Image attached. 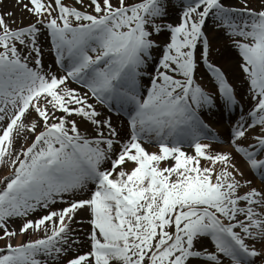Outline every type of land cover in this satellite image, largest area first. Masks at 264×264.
<instances>
[{
	"label": "snow or ice",
	"instance_id": "snow-or-ice-1",
	"mask_svg": "<svg viewBox=\"0 0 264 264\" xmlns=\"http://www.w3.org/2000/svg\"><path fill=\"white\" fill-rule=\"evenodd\" d=\"M15 4L34 19L0 13V264H264V0Z\"/></svg>",
	"mask_w": 264,
	"mask_h": 264
},
{
	"label": "bare ground",
	"instance_id": "bare-ground-1",
	"mask_svg": "<svg viewBox=\"0 0 264 264\" xmlns=\"http://www.w3.org/2000/svg\"><path fill=\"white\" fill-rule=\"evenodd\" d=\"M228 2L233 3V4H237V0H228ZM7 11H12L14 13V15L10 19L11 20H15L17 23L12 25L13 27H16L18 24L21 23V21L24 24H28V23H30L32 21L31 20L32 17H30L27 12L21 11L19 8H17V6L15 4V0H3V2L0 3V13H6ZM40 43H41V45L43 47V50H44L43 65H44L45 69H47L49 66H51L52 67V71L58 72L59 71L58 66L55 63H53V61H52V58H54V56H53L52 52L49 51L50 42L45 41L44 38L41 37ZM228 72H231V71H228ZM72 87H78V86L73 84ZM113 119L114 120L116 119L115 116L113 117ZM213 121L216 124H221L222 123L218 117L213 119ZM214 128H216V125H214ZM217 130L221 131V134L219 133V135H220V137L222 139H227L228 129L222 130L221 128H218ZM17 147H19V145H17ZM145 147L149 151H156L157 150L155 148V146H152V145H145ZM218 147H223L224 150H228L226 146L218 145ZM185 151L191 152V149L186 148ZM6 172H7V169L0 170V176H3L4 174H6ZM54 207H56L58 209V208L62 207V205L57 204ZM82 216H83V214H79L76 219L79 220V219L82 218ZM86 225L87 224H74L73 225V227L77 229V234L80 236V238H83V233L88 231V227ZM11 227L18 228V221L13 223L11 225ZM81 229H83V231H80ZM32 234H33V237L31 239L38 238L39 235H40L39 233H32ZM24 240H27L26 236L23 238L22 241H24ZM17 242H18V240H17ZM84 251H87L86 247H82L81 248V252H84Z\"/></svg>",
	"mask_w": 264,
	"mask_h": 264
},
{
	"label": "rangeland",
	"instance_id": "rangeland-1",
	"mask_svg": "<svg viewBox=\"0 0 264 264\" xmlns=\"http://www.w3.org/2000/svg\"><path fill=\"white\" fill-rule=\"evenodd\" d=\"M64 2L66 4L71 5L73 4L74 0H64ZM261 2L262 0H251V7L259 8ZM76 6L79 7V5H76ZM33 19L34 18H32L31 20ZM171 22L177 23L178 17H173ZM209 35L210 37L216 36L214 32H209ZM216 49H218L219 51H216ZM212 59L214 62L218 63L225 69V71L227 72L229 76V79L236 86L239 93L245 94L246 85L242 82V73L240 72L238 68V57L235 55V52L230 48V42L226 37H223L221 35L220 38L214 39ZM228 71H231V72H228ZM197 76L199 79L198 82L201 83L203 86H206L207 88L212 86L205 72L202 69L198 72ZM202 76L204 77V79H201ZM18 227H19V221H18ZM32 237H33L32 233L29 236H26L27 239L28 238L30 239ZM23 238L24 237H19L17 239L18 242L17 240H14L13 243L14 244L16 242L19 243L23 240Z\"/></svg>",
	"mask_w": 264,
	"mask_h": 264
}]
</instances>
